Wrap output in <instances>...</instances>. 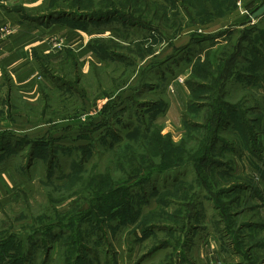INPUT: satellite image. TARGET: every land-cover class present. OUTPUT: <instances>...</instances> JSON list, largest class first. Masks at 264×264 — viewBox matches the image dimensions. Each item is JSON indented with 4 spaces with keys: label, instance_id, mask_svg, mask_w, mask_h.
<instances>
[{
    "label": "rangeland",
    "instance_id": "rangeland-1",
    "mask_svg": "<svg viewBox=\"0 0 264 264\" xmlns=\"http://www.w3.org/2000/svg\"><path fill=\"white\" fill-rule=\"evenodd\" d=\"M35 1L6 0L4 7L24 23L51 26L49 46L66 44L61 49L70 47L76 23L93 21L86 16L117 13L94 18L109 36L91 41L104 64L80 77L81 93L70 86L79 66L40 55V74L47 71L68 85L43 82L28 102L13 88L12 106L1 92L0 121L15 124L0 130V145L22 135L27 123L54 120L58 131L46 134L45 142L23 136L19 145L3 146L0 172L9 169L16 184L0 188V264H100L119 254L130 264H191L187 238L201 227L223 237L227 254L236 251L232 261L264 264V246L256 247L261 235L249 222L255 218L252 193L241 190L264 161V15L251 16L263 0H150L159 8L145 7L143 0L136 8L133 0H70V6L41 0L32 6ZM77 2L94 5L89 12L75 8ZM130 14L151 30L120 18ZM198 45L212 47L202 59ZM166 53L173 55L162 63ZM176 83L189 90V110L171 120L169 113L155 117L159 100L177 97ZM101 94L110 98L103 108L97 104ZM69 119L83 130L80 149L68 146L70 135L79 134L65 129ZM100 122L107 129L85 135Z\"/></svg>",
    "mask_w": 264,
    "mask_h": 264
},
{
    "label": "crops",
    "instance_id": "crops-1",
    "mask_svg": "<svg viewBox=\"0 0 264 264\" xmlns=\"http://www.w3.org/2000/svg\"><path fill=\"white\" fill-rule=\"evenodd\" d=\"M5 1L6 0H0V24L2 25L5 23L7 25L14 27L13 29L15 30L14 33H12V35L0 41V96L2 92L5 101L10 98L9 101L11 102V106H12L11 94L13 88L17 91V94L20 98L28 102V101H32L33 98H35L36 95L40 93L38 88H40L41 83L42 84L45 83L48 87H53V85L55 86L59 85L58 87L61 86L64 87L68 85L65 81L62 80V77L51 75L47 73V71L40 74L37 67V60L39 59L38 58L39 55L43 57L45 60H47L49 63H67V64L69 63L72 64L73 66H79L80 68L78 74L79 76L77 78L75 77V79L73 80L74 84L72 83L70 84V86L71 87L74 86L73 90L76 92V95H78L79 92L81 93V90L79 89L80 86L77 87L79 85L78 83H80V79H81L80 77L83 74L88 75L89 73H91L95 66H100V64H104L101 62L104 61L103 58L101 56H98L90 47L91 41L94 38L97 37L104 38L109 36L108 34H106L107 29L104 28V26L102 25L103 22L98 21L96 23L97 21L96 20L95 21L96 25H93L94 19H92L93 21H90L89 23H87L86 21L78 22L73 26V28L76 29L71 30L70 34L68 35L69 41L67 45L70 47L61 49V47H66V44L64 46H59V47H50L48 43V38H49L48 29L51 26L43 27L42 25L38 26V25L24 23L16 12L8 10L9 6H7L6 8L4 7ZM12 1L16 3L17 0H12ZM40 1L41 0H36L32 4V6L40 4L39 3ZM19 4H22L25 7H31V5L29 4L27 5L23 3H19ZM62 26H67V23L66 24L61 23L59 25L60 28ZM57 33L58 32L56 30L55 34ZM217 37L214 36L213 40L216 41L218 39ZM199 47L200 45H198L196 49H198ZM206 47L203 48L200 47V52H198L199 59L204 58L205 53L211 50L212 48V47L210 48H206ZM183 48L184 46L182 48L180 47V49ZM165 55L167 57L165 56L166 58L164 57L163 59H161L162 63L168 60L169 58H171L173 54L166 53ZM190 62L191 61H189V63ZM155 65L156 64L148 66V68L143 73L144 75L142 74L144 78L149 76L148 73H150V71H153V70L149 71L150 68L156 69ZM38 74L40 77L38 76ZM92 74L94 75L93 72ZM157 77L159 80H165V81L166 79L168 80V78H166L164 75H157ZM37 78L39 79L38 83H37ZM55 81H59L60 84L59 83L54 84L53 82ZM262 84L263 87H261V89L263 90L264 78L262 79ZM174 88L177 93V97L176 98L170 97L169 100L165 98L166 102L159 100L157 103L161 108L160 111L157 112L155 117L159 115H166V114L168 115L169 113L171 115V117H169V120H171L175 118L177 114L181 115V117L183 113L185 114L186 109H188L187 106L189 103V96H190L189 90L187 89L184 83H176ZM13 94L15 96V93ZM103 94L97 96V99L99 100L97 104L101 105L100 107L102 108L104 107L103 105L105 104V102L108 99H110L109 97ZM174 98L176 101L173 100ZM45 99H47V96L45 97ZM83 100H85V108L87 107L89 109L90 104L92 102L89 101L86 96L85 98L83 97ZM122 101L125 102V98L122 99ZM122 101H117L116 104H113V108H115V110H117L116 108H118L117 111L121 110L119 108L122 105L121 103ZM11 109L10 112H12ZM22 116L23 117L20 119L22 121L26 120V117L24 118V113H22ZM54 122H55L54 120H47V122H41L40 124L31 125L30 127H29L30 124L28 123L25 124V126H21L22 130L25 128V130H23L22 135L15 136L14 134H12L10 137H7L5 140H2L3 145H0V154H5V148L7 147V145L10 144L19 145L18 141H20L21 137L23 136L25 138H29L31 140H37V141L43 138L44 142L47 141L45 139L46 134L47 137L50 138L56 136L58 127L56 125L57 123ZM67 122L69 123L68 125H66L67 128L65 129L70 131L78 130L79 134H75L74 137L70 135L71 140H69L66 135H64L63 138L65 139L67 137V139L70 141V145L68 146L73 147V149H80L79 148L80 144L78 143L80 142L81 139H83L82 138L83 130L79 127L75 119H69V121ZM7 124L8 125L15 124L14 119L9 120L8 122L0 121V130L13 129L7 127ZM99 124L95 125L97 127L91 128V131L85 132V135H88L90 133L94 134L95 132H99V131L101 132L102 130L104 131L108 127L106 126L107 122L105 123L100 122ZM49 125L50 127H48ZM124 126L125 125L123 123L122 127ZM157 127L162 128L161 125H158ZM38 129L42 130V132L40 131V133L35 134L34 131ZM63 138L59 137V139H63ZM64 139L62 142H64ZM57 141L60 142V140L58 139ZM20 143L23 144L25 143V141ZM4 144H5V148L3 147ZM256 164H259V161H257ZM260 166H261L259 167L260 171H256L258 174L254 175L251 184L245 185L243 187V190L245 191L247 190L248 192L251 191L252 193L250 195V200L252 202L250 205V210L251 208L255 210V218L251 219L249 222L250 225L254 227V230L259 232V234L261 235L262 245L258 244L256 245V247L263 248L264 246V161H262ZM10 172L11 171L9 169L0 172V188H6V187L8 188L9 186L10 187L15 186L16 175L15 174L12 175V173ZM200 229H202L203 232H198L197 229L191 235H188L187 238V240L189 241L188 251L189 253H191V258H192L190 262L191 264H243V261H239V260L232 261V258L235 256L233 259H236V256H238V254L236 253V251L234 252V254L231 253L227 254V251H225L226 244L223 241V237L219 233L208 232V230H206V228L204 227H201ZM254 234L256 233L253 232L247 234L246 238L253 237ZM230 255L233 257H231ZM100 264H130V263L127 261L126 257H123V254H119L117 258H115L114 260H108V261L106 260L105 262H102Z\"/></svg>",
    "mask_w": 264,
    "mask_h": 264
},
{
    "label": "trees",
    "instance_id": "trees-1",
    "mask_svg": "<svg viewBox=\"0 0 264 264\" xmlns=\"http://www.w3.org/2000/svg\"><path fill=\"white\" fill-rule=\"evenodd\" d=\"M59 1V0H58ZM102 1H104V2H107V3H109V4H111V1H109V0H102ZM140 1H142V0H133V4H134V6L132 5V3H131V5L129 6L128 5V7L129 8H131L132 6V8H136V6H139V2ZM144 2H143V6H147V5H150V6H152L153 7V5L155 6V7H157V8H159V6L160 5H158V4H156V3H153V2H151L150 0H143ZM92 2H94V1H92ZM91 3V2H90ZM63 4H65V5H67V6H70V5H72V3H71V1L70 0H67V1H63ZM169 4V3H168ZM94 5V3H92V4H90V5H87L88 7H90V6H93ZM158 5V6H157ZM87 6H84V5H82L80 2H77L76 4H75V8H77L78 10H87V11H89L88 9H86V7ZM97 6H98V4H97ZM127 7V8H128ZM180 8L181 9H183V11L185 12V9H186V6L184 5V3L183 4H180ZM112 10V9H111ZM81 12V11H80ZM89 12H91V11H89ZM98 12H100V11H98ZM114 13H117L116 11H115V9H113V11L112 12H110V13H105V14H98V15H88V16H86V18H89V17H91L92 19H94V18H99V17H110L109 15H111V14H114ZM51 17V15H49V16H46V17H39L37 20H45L46 18H50ZM122 20H124V21H129V22H131L132 24H134L135 26H139V27H142V28H146V29H150L151 30V26L152 25H148V26H145V24L146 23H142L143 21L141 20V19H139V18H134V16H132V14H130L129 16H121L120 17ZM150 26V27H149ZM158 31H160V29H157ZM112 56H117V57H122V55H116V54H114V53H112L111 54ZM17 148H19V146H16ZM203 155H201V157H202ZM257 171H260V168H257ZM239 184H241V183H239ZM243 188H241V190H242Z\"/></svg>",
    "mask_w": 264,
    "mask_h": 264
},
{
    "label": "built area",
    "instance_id": "built-area-1",
    "mask_svg": "<svg viewBox=\"0 0 264 264\" xmlns=\"http://www.w3.org/2000/svg\"><path fill=\"white\" fill-rule=\"evenodd\" d=\"M12 28L8 27V26H0V39L8 36V35H11L12 33Z\"/></svg>",
    "mask_w": 264,
    "mask_h": 264
},
{
    "label": "water",
    "instance_id": "water-1",
    "mask_svg": "<svg viewBox=\"0 0 264 264\" xmlns=\"http://www.w3.org/2000/svg\"><path fill=\"white\" fill-rule=\"evenodd\" d=\"M264 15V0L263 3L252 13V18H259Z\"/></svg>",
    "mask_w": 264,
    "mask_h": 264
}]
</instances>
